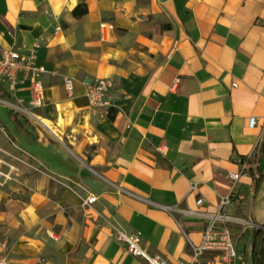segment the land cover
<instances>
[{
  "label": "crops",
  "instance_id": "obj_1",
  "mask_svg": "<svg viewBox=\"0 0 264 264\" xmlns=\"http://www.w3.org/2000/svg\"><path fill=\"white\" fill-rule=\"evenodd\" d=\"M35 42L43 104L31 106L21 73L12 94L0 84V96L47 124L15 110L0 119V151L11 157L0 152V161L24 174L0 186L12 264H144L116 230H139L150 254L183 264L206 232L224 229L231 263L254 264L251 236L264 224V180L254 183L264 175V0H0V45ZM103 76L114 80L109 106L90 107L78 82ZM230 172L241 173L234 185ZM90 194L95 203L82 204ZM220 257L209 249L196 262L225 264Z\"/></svg>",
  "mask_w": 264,
  "mask_h": 264
},
{
  "label": "built area",
  "instance_id": "obj_2",
  "mask_svg": "<svg viewBox=\"0 0 264 264\" xmlns=\"http://www.w3.org/2000/svg\"><path fill=\"white\" fill-rule=\"evenodd\" d=\"M103 23L101 27H104ZM112 28L111 25H108ZM41 44L35 42L26 51H17L12 48H5L0 45V84L8 83V91L11 93L14 90V85L17 81L19 73H21L24 78H28L31 82V106L37 107L43 104V83L41 81L40 75L43 72L42 68L36 65L37 60V50H39ZM178 79L175 80V83ZM63 85L67 92H72L76 88L74 79L71 77H63ZM78 85L83 88L85 96L87 98L88 104L93 108H103L109 106V93L114 87V80L111 77H94L89 80H80ZM236 87V83L231 84ZM12 94V93H11ZM7 103L13 110H18L19 112L33 117L34 120L38 119L41 125L46 126L39 118L35 115L34 111L30 108H22L17 106L10 101ZM256 124V120L251 117L249 119V126L253 127ZM261 132L264 134V123L261 124ZM240 172H230L227 174V179L234 185L240 177ZM97 197L90 194L84 200V205H91L95 203ZM228 201V198H227ZM203 202L202 198L197 200L198 204ZM257 228H264V226L259 225ZM116 241L125 247V251L134 257H138L143 260L144 264H167L165 259L157 254H150L146 245L143 241V236L141 232L135 231L131 233H126L122 230H116L114 233ZM219 250L221 251V260L225 264H232V259L236 258L237 252L233 244L232 237L226 229L221 231L209 230L205 233L200 244L195 246V253L190 262H185L183 264H197V255L201 254L205 250ZM0 264H12L6 252V242L0 240Z\"/></svg>",
  "mask_w": 264,
  "mask_h": 264
},
{
  "label": "rangeland",
  "instance_id": "obj_3",
  "mask_svg": "<svg viewBox=\"0 0 264 264\" xmlns=\"http://www.w3.org/2000/svg\"><path fill=\"white\" fill-rule=\"evenodd\" d=\"M0 98H2V99H6L7 101H10L11 103H14V104H16L17 106H19V108L20 107H22L23 108V105L22 104H20V103H16L15 101H13V100H11L10 98H8V97H2V96H0ZM10 106H12V105H10ZM7 103L5 104V103H2V102H0V119L3 121V122H6V123H8V122H10V116H9V113H10V110H11V107H10ZM16 112H18V113H21V112H19L17 109L15 110ZM46 123V122H45ZM29 126L31 127V129H32V126L29 124ZM32 131H34V129L32 130ZM29 149V151H31V152H33V153H41V150H39V149H41V148H39V147H35V146H33V147H29L28 148ZM1 152V151H0ZM3 155H5L7 158H11L9 155H6L4 152H1ZM4 159L2 158V161H0V186H2V185H6L8 182H10V181H14V179L13 178H17L18 179V181L16 182V184L18 183H20V178L22 177L23 178V175L24 174H19V172L17 171V169H15V168H11V167H9L8 165H7V161H3ZM13 161L15 162V163H17V165H18V167L17 168H19V166L20 165H22V164H24V162L21 160V158L20 157H15L14 159H13ZM20 193H21V191H19ZM233 240V239H232ZM234 242V241H233ZM245 243H246V247L248 248V246H249V244H250V240H249V237H247L246 239H245Z\"/></svg>",
  "mask_w": 264,
  "mask_h": 264
},
{
  "label": "trees",
  "instance_id": "obj_4",
  "mask_svg": "<svg viewBox=\"0 0 264 264\" xmlns=\"http://www.w3.org/2000/svg\"><path fill=\"white\" fill-rule=\"evenodd\" d=\"M87 11L85 5H77L73 9L72 13L74 16H82ZM13 112V109L10 110ZM115 112L110 108L108 110V117L110 119L114 118ZM15 115V114H14ZM262 153H264V142L261 145ZM262 180H264V175H260L254 183L258 185ZM264 226V224H262ZM251 247H252V260L254 264H264V228H256L252 232L251 236Z\"/></svg>",
  "mask_w": 264,
  "mask_h": 264
},
{
  "label": "bare ground",
  "instance_id": "obj_5",
  "mask_svg": "<svg viewBox=\"0 0 264 264\" xmlns=\"http://www.w3.org/2000/svg\"><path fill=\"white\" fill-rule=\"evenodd\" d=\"M43 123H45L44 121H43ZM46 124V123H45ZM47 125V124H46Z\"/></svg>",
  "mask_w": 264,
  "mask_h": 264
}]
</instances>
